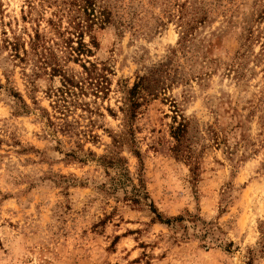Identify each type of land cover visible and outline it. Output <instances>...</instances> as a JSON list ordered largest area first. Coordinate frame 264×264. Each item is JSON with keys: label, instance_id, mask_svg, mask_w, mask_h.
I'll use <instances>...</instances> for the list:
<instances>
[{"label": "rangeland", "instance_id": "374dc122", "mask_svg": "<svg viewBox=\"0 0 264 264\" xmlns=\"http://www.w3.org/2000/svg\"><path fill=\"white\" fill-rule=\"evenodd\" d=\"M0 264H264V0H0Z\"/></svg>", "mask_w": 264, "mask_h": 264}, {"label": "trees", "instance_id": "16d2710c", "mask_svg": "<svg viewBox=\"0 0 264 264\" xmlns=\"http://www.w3.org/2000/svg\"><path fill=\"white\" fill-rule=\"evenodd\" d=\"M54 70H56V69H54ZM154 211V210H153ZM159 216V215H158Z\"/></svg>", "mask_w": 264, "mask_h": 264}]
</instances>
